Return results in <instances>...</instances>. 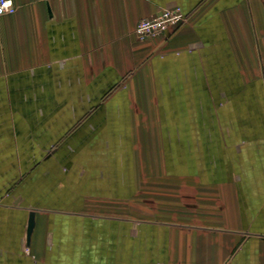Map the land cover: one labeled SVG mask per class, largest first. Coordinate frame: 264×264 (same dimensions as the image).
<instances>
[{"label": "crops", "instance_id": "1", "mask_svg": "<svg viewBox=\"0 0 264 264\" xmlns=\"http://www.w3.org/2000/svg\"><path fill=\"white\" fill-rule=\"evenodd\" d=\"M12 1L0 264H264V0Z\"/></svg>", "mask_w": 264, "mask_h": 264}, {"label": "built area", "instance_id": "2", "mask_svg": "<svg viewBox=\"0 0 264 264\" xmlns=\"http://www.w3.org/2000/svg\"><path fill=\"white\" fill-rule=\"evenodd\" d=\"M14 11L12 0H0V16ZM186 19V14L179 5L163 7L156 15L141 18L136 23L134 34L141 40L162 36L176 30Z\"/></svg>", "mask_w": 264, "mask_h": 264}, {"label": "water", "instance_id": "3", "mask_svg": "<svg viewBox=\"0 0 264 264\" xmlns=\"http://www.w3.org/2000/svg\"><path fill=\"white\" fill-rule=\"evenodd\" d=\"M31 229H32V219L29 218L28 219V223H27V229H26V237H27V239L29 238Z\"/></svg>", "mask_w": 264, "mask_h": 264}]
</instances>
